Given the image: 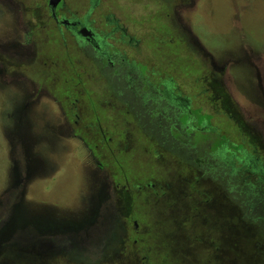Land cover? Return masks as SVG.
I'll list each match as a JSON object with an SVG mask.
<instances>
[{"label": "rangeland", "instance_id": "1", "mask_svg": "<svg viewBox=\"0 0 264 264\" xmlns=\"http://www.w3.org/2000/svg\"><path fill=\"white\" fill-rule=\"evenodd\" d=\"M91 20L147 82L57 38L42 1L0 0V264H264V0H99ZM163 83L254 170L175 139L191 125L153 103Z\"/></svg>", "mask_w": 264, "mask_h": 264}, {"label": "flooded vegetation", "instance_id": "2", "mask_svg": "<svg viewBox=\"0 0 264 264\" xmlns=\"http://www.w3.org/2000/svg\"><path fill=\"white\" fill-rule=\"evenodd\" d=\"M41 1H42L43 9L46 10L48 12L49 17H51L54 20L53 23L55 24L56 30L53 28L52 32L56 33L57 38L60 36L61 40L64 39L63 38L64 31L62 30V28H65V30L69 32L72 36H74L76 40H80L79 41L80 43H83V45H85L86 47H90L99 57V59L103 60L106 65H110L114 70L115 75L122 77L123 75L128 74V77L130 79H135L137 77H140L143 78L145 82H147L144 73L145 68L142 67L141 65H135V63H133L132 61H128L127 57L118 59L119 63L116 60V66L114 67L115 59L114 61L113 59H111L113 55L106 53V49L109 46L107 38L109 37L110 33L104 34L101 33V31L98 32V30H96L94 27V20H91V16L93 14L95 4H97L99 0H89V3L91 4L87 9L86 13L84 14V16H79L78 12H74V13L71 12V15L69 14V16H67V13L62 14V12L65 10L67 0H61L56 6H54V4L51 3V0H40V2ZM35 2L36 0H30V3L32 5H35ZM116 31H121V28H119L118 26L116 27L113 26L111 33H115ZM121 38L125 41V34L122 31H121ZM132 42L133 39L130 40V43ZM234 63H236V61L231 60V65H233ZM136 67L139 68V71L136 70ZM161 85H162L161 89H159L158 86L159 91H157V94L159 97H163V99H159L153 96L152 98L154 100L153 103L156 106H159V104L155 102L158 101L161 106V100H162V102L166 104L165 106L172 107L176 110L175 113L176 114L178 113L177 116L180 121L179 122L180 126L184 128L188 124L191 125L186 130H183L182 133L176 134L174 136L175 139L180 140V142L184 144H188L193 147L196 144L195 142H193L195 139L194 136L196 134H198L199 137L201 132L204 134V136L209 135V132H207L206 130L207 128H212L213 131H215V128H213V126L211 125V121H207L204 124H202L203 119L202 118H201L202 120L199 119V117L202 116V112L200 109L195 111L193 109H190L191 101H189L190 99L188 97H185L180 93H177L175 89L168 88L167 83H163ZM64 103L65 106H67L65 100ZM78 104H79V99L76 100V103L74 104V107L71 109L70 113L72 117L75 118L76 124L78 125H82V123L88 124V122L84 121L83 113L82 112L78 113ZM155 111H156V107H155ZM161 111L162 114H164V110L161 109ZM196 112H198V114ZM184 116L186 117V120L185 122H182L181 120ZM91 132H93V127ZM184 133L185 135H183ZM190 135H191L190 138L191 143H188L186 137ZM208 140L211 143L210 146L212 150V147L215 144L211 142L212 138L209 137ZM197 143H198L197 145L199 146L203 145V141H201L200 139L197 140ZM226 145L227 144L223 143V146L220 145V147H218L214 151V153L215 155H218V159L222 160L225 163H229L230 166L232 167L233 170L230 172V174H226L227 176L232 174L235 177L238 174V171L250 172L254 170L255 164L258 163V161L254 159L255 155H250L249 151L244 148L242 149V147H240L241 149L236 148V150H232V151H230L229 149L226 150ZM259 166H262L261 162L258 163L257 171L258 173H260V180L264 181V170L261 167L259 168ZM220 171L223 172L222 170ZM220 171H217V173L215 172L216 173L215 175H220L222 177ZM227 176H223L222 179L224 181H227ZM96 239L98 243L103 241L101 246L104 247H109L112 244H114L116 241V237L113 234L111 235L104 234L102 236H97Z\"/></svg>", "mask_w": 264, "mask_h": 264}, {"label": "trees", "instance_id": "3", "mask_svg": "<svg viewBox=\"0 0 264 264\" xmlns=\"http://www.w3.org/2000/svg\"><path fill=\"white\" fill-rule=\"evenodd\" d=\"M198 139H200V137L198 138ZM201 140V139H200ZM201 141H203V142H206V141H208V140H201ZM196 144H198L197 142H195ZM217 148H214V147H212V152H214L215 150H216ZM71 155H74V153H71ZM70 159V157H67L66 158V160L64 161V164H66L67 162H68V160ZM58 161H59V163H60V166H58V170L62 167L61 166V164H63V161L61 160V159H58ZM53 191H51L48 195L51 197L52 195H53ZM52 199H54V198H52ZM57 200V199H56ZM39 203V202H38Z\"/></svg>", "mask_w": 264, "mask_h": 264}, {"label": "water", "instance_id": "4", "mask_svg": "<svg viewBox=\"0 0 264 264\" xmlns=\"http://www.w3.org/2000/svg\"><path fill=\"white\" fill-rule=\"evenodd\" d=\"M61 0H51V3L54 4V6H56Z\"/></svg>", "mask_w": 264, "mask_h": 264}]
</instances>
